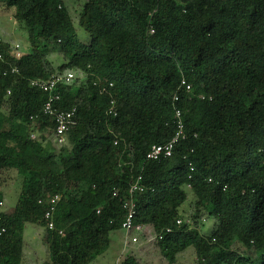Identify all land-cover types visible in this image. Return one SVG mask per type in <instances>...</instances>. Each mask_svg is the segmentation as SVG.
<instances>
[{
    "label": "trees",
    "instance_id": "obj_1",
    "mask_svg": "<svg viewBox=\"0 0 264 264\" xmlns=\"http://www.w3.org/2000/svg\"><path fill=\"white\" fill-rule=\"evenodd\" d=\"M0 8L30 46L19 58L7 51L0 71V172L22 176L14 208L0 211V264H22L26 223L43 230V264H89L121 228L138 174L135 222L163 234L153 243L165 264L188 247L196 264H264V0H84L86 42L64 0ZM64 69L83 75L59 87L57 105L76 111L57 147L47 94L30 80ZM177 120L184 137L172 154L146 159ZM118 264L140 263L129 253Z\"/></svg>",
    "mask_w": 264,
    "mask_h": 264
},
{
    "label": "rangeland",
    "instance_id": "obj_2",
    "mask_svg": "<svg viewBox=\"0 0 264 264\" xmlns=\"http://www.w3.org/2000/svg\"><path fill=\"white\" fill-rule=\"evenodd\" d=\"M84 0H64L68 6L73 23L76 28L77 36L82 42L88 40L87 32L77 24L78 6ZM0 35L20 45V52L26 53L30 50L26 30L15 21L12 17V9L0 8ZM53 65L60 60L57 54H50ZM59 145V144H58ZM57 145V147H58ZM22 176L15 169H8L0 172V189L2 192V202L0 211H11L14 208L21 189ZM192 195L189 194L185 206H190ZM184 204V203H183ZM182 204V205H183ZM192 204V203H191ZM206 222L199 226L202 232L208 233L214 223V220L207 219ZM149 237H140L137 242H129L124 245V232L121 229L114 230L110 233V243L108 248L97 256L89 264H118L127 254L133 253L140 264H165V260L158 252L153 243L154 234L151 228L148 230ZM43 230L40 226L32 223H26L23 230V239L27 242L24 249L23 264H43L48 260V250L42 238ZM192 247L178 254V264H196L194 251Z\"/></svg>",
    "mask_w": 264,
    "mask_h": 264
},
{
    "label": "built area",
    "instance_id": "obj_3",
    "mask_svg": "<svg viewBox=\"0 0 264 264\" xmlns=\"http://www.w3.org/2000/svg\"><path fill=\"white\" fill-rule=\"evenodd\" d=\"M8 44V48L5 50L3 49V44ZM8 51V53L14 57L19 58L24 53L20 52V45L17 42H13L9 39L4 38L3 36H0V71H2L3 74H6L9 70V68L4 65L5 62V53ZM11 71H14L15 68H11ZM82 72L78 70H72V69H64L62 71H53L47 74L46 77H36L30 80V85L33 87H36L43 92L47 94V99L44 102L43 105V111L45 114L51 116L54 120V130H53V136L54 140L56 141L57 145H61L65 142V135L68 129L73 125L74 123V116L76 107L72 106L68 109L60 108L57 105V102L60 99V93H59V87L70 85L73 83V81L80 79L82 77ZM182 84H184V81H182ZM186 89H190V85L186 84ZM109 113L115 114V110L113 106L110 107L108 110ZM176 114L180 115V111L176 110ZM36 134L32 133L31 137L35 138ZM184 137L183 132V124L180 120H177V129L173 136L162 144H152L149 150L146 153V159L151 160H157L161 157H168L173 152L174 144L180 139ZM192 168V167H191ZM142 175L138 174L135 179L130 183L129 186V194L130 197L125 199L123 201V208L125 210L124 219L121 223V230L124 232V245H128L129 242H137L139 241V238L142 236L144 238L149 237L148 230L151 228V226L144 224V223H136L135 222V216H136V202L133 198L132 194L135 191H143L144 186L141 182ZM189 186V185H188ZM116 193L113 192V195ZM59 198V195H54L49 199L50 206L46 209L44 216L45 218H50L52 211L54 209V205L57 202ZM3 202L0 200V205H2ZM177 223L180 222V220H176ZM53 224L51 221L48 223V227L52 228ZM170 228H167L166 231H169ZM151 231L153 233V230L151 228ZM154 234V233H153ZM163 234H154L153 242L156 240V238L162 239Z\"/></svg>",
    "mask_w": 264,
    "mask_h": 264
},
{
    "label": "crops",
    "instance_id": "obj_4",
    "mask_svg": "<svg viewBox=\"0 0 264 264\" xmlns=\"http://www.w3.org/2000/svg\"><path fill=\"white\" fill-rule=\"evenodd\" d=\"M69 9V8H68ZM70 12V11H69ZM9 211V210H8ZM26 245H28L27 244V242L23 239V262H24V258H25V255H24V249H25V247H26ZM23 262H22V264H23Z\"/></svg>",
    "mask_w": 264,
    "mask_h": 264
},
{
    "label": "clouds",
    "instance_id": "obj_5",
    "mask_svg": "<svg viewBox=\"0 0 264 264\" xmlns=\"http://www.w3.org/2000/svg\"><path fill=\"white\" fill-rule=\"evenodd\" d=\"M1 36V35H0Z\"/></svg>",
    "mask_w": 264,
    "mask_h": 264
}]
</instances>
